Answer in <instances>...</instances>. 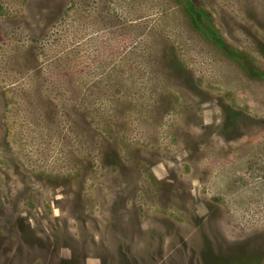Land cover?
Masks as SVG:
<instances>
[{
    "label": "rangeland",
    "instance_id": "1",
    "mask_svg": "<svg viewBox=\"0 0 264 264\" xmlns=\"http://www.w3.org/2000/svg\"><path fill=\"white\" fill-rule=\"evenodd\" d=\"M210 25L264 72V0H0V264H264V76Z\"/></svg>",
    "mask_w": 264,
    "mask_h": 264
},
{
    "label": "trees",
    "instance_id": "2",
    "mask_svg": "<svg viewBox=\"0 0 264 264\" xmlns=\"http://www.w3.org/2000/svg\"><path fill=\"white\" fill-rule=\"evenodd\" d=\"M187 7L190 11H192L193 14H195L198 17V19H201V20L204 19V13L203 12H201V13H199V15H197V13L194 11V5L192 4V2H187ZM208 31L210 33L212 32L215 34V42L217 43L218 47L221 50H223L225 53H227L228 56L234 58L235 60H237L242 65L243 64H245V65L249 64L247 67L250 69V73H252V75L264 76V72H255L254 67L250 63H248L249 59L243 53L238 51L237 49L229 46L214 26H212V25L208 26ZM138 215L139 214L136 215V221L134 220L133 223L136 224L135 227L140 231L142 224H141L140 216H138ZM132 239L134 240V236Z\"/></svg>",
    "mask_w": 264,
    "mask_h": 264
}]
</instances>
